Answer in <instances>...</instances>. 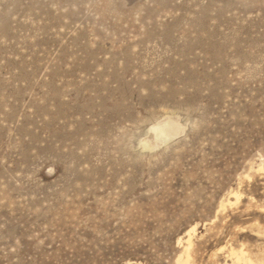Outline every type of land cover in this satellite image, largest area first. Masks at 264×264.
Returning a JSON list of instances; mask_svg holds the SVG:
<instances>
[{"label": "rangeland", "instance_id": "1", "mask_svg": "<svg viewBox=\"0 0 264 264\" xmlns=\"http://www.w3.org/2000/svg\"><path fill=\"white\" fill-rule=\"evenodd\" d=\"M194 225L191 264L264 263V0H0V264H177Z\"/></svg>", "mask_w": 264, "mask_h": 264}, {"label": "bare ground", "instance_id": "2", "mask_svg": "<svg viewBox=\"0 0 264 264\" xmlns=\"http://www.w3.org/2000/svg\"><path fill=\"white\" fill-rule=\"evenodd\" d=\"M149 129L152 134L151 135L152 140L166 142L167 140H170L171 138H173L174 136L178 135L181 132L182 125L179 123L178 120L174 119V117L166 116L154 122ZM258 167L262 169L261 166ZM231 194L234 197H236L237 200L240 198V193L238 191H232ZM195 229H196V225L190 227L187 230V235H188L186 241L187 245L183 248L182 253L178 256L177 264H191V259H190L191 248H192L191 236L192 233L195 231ZM246 252L241 248H239V250H235L232 247L230 250V255H232L234 259L242 262L243 264H261V263L264 264L263 262H255V261L253 262V259H251Z\"/></svg>", "mask_w": 264, "mask_h": 264}]
</instances>
